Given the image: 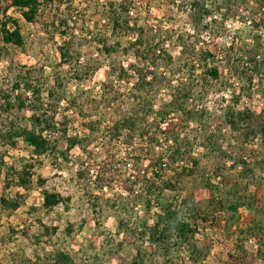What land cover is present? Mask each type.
<instances>
[{
	"label": "rangeland",
	"instance_id": "1",
	"mask_svg": "<svg viewBox=\"0 0 264 264\" xmlns=\"http://www.w3.org/2000/svg\"><path fill=\"white\" fill-rule=\"evenodd\" d=\"M256 2L43 0L32 23L8 9L24 45L0 44V264H61L60 254L65 264H136L137 249L146 264H161L163 251L141 232L166 208L173 223L190 225L169 251L172 264H227L229 255L264 264V21ZM214 68L217 79L207 73ZM23 80L38 86L39 99ZM36 109L54 153L37 156L20 138L10 147L6 134L31 129ZM123 116L144 121L111 139ZM160 162L167 170L147 191L143 164ZM125 179L136 182L133 192L118 186ZM44 191L69 201L46 213Z\"/></svg>",
	"mask_w": 264,
	"mask_h": 264
},
{
	"label": "trees",
	"instance_id": "2",
	"mask_svg": "<svg viewBox=\"0 0 264 264\" xmlns=\"http://www.w3.org/2000/svg\"><path fill=\"white\" fill-rule=\"evenodd\" d=\"M43 0H0V13L2 14V19L0 20V44L2 47L4 46H10L13 48H23L24 45V39L21 33V28L18 24V21L12 18H9L6 13L9 8H15L19 10L22 18L28 22L32 23L34 22L37 14L39 13V8L42 6ZM258 4L259 10L263 11V20L264 21V0H257L256 2ZM207 13V11H205ZM258 17V15L256 16ZM260 20V19H259ZM113 26L118 27L119 26V17L117 19H113ZM254 26H258L256 23H254ZM134 46L141 45V43L137 42L135 40ZM106 51H111L110 48L107 49L105 47ZM65 51V49H64ZM68 50H66L65 53L62 54L63 58H66L68 56ZM136 57H141V50L140 48H136L135 50ZM208 55V54H207ZM205 55H203L204 57ZM258 56L254 57L253 61H257ZM208 75L212 77L213 79L218 78V71L217 69H209L207 71ZM142 79H146L147 75H141ZM24 89L27 92H30L31 95L34 97V99H39V93L40 90L37 85H32L28 81L23 80ZM16 85V84H15ZM18 87V84L16 85ZM50 95L52 93L50 92ZM176 97L173 95L171 97V100L168 104H166V107L174 106L176 104ZM9 105V104H8ZM11 107V105H10ZM13 107V106H12ZM18 107L21 109L24 107V102L21 101L18 104ZM176 108L182 109L181 106H176ZM166 110V108L164 109ZM39 109L34 110V114L31 118L32 122V128H24V127H14L12 130H10L6 137L9 139L10 147H14L16 142V139H22L23 142L30 147L34 154L37 156H41L46 153H54L56 151V146L54 142L51 141L48 134H45V129H49L50 126L46 125L44 128H42V119L43 115L42 113L38 112ZM36 113V114H35ZM148 113V112H147ZM150 113V112H149ZM231 113V111L229 112ZM228 113V114H229ZM166 114V115H165ZM168 114L165 112H160L158 115H161V120L164 121L166 119V116ZM149 115V114H148ZM147 115V117H149ZM229 116V115H228ZM237 117H240L239 114L236 115ZM142 121L138 116L132 117V116H123L119 120H117L111 130L108 132L111 139H119V137L122 136V132L129 131L131 132V135L134 134L137 131L136 127H139V124H142ZM228 123L231 125H234L233 118L231 116L228 117ZM260 133L264 136V124L260 127ZM146 134V132L141 131L140 135L143 137ZM74 140H71L70 146L74 144ZM174 154L179 155L180 151L177 149ZM173 159H175L173 157ZM195 165L197 164L196 161H194ZM242 165L245 164V162L241 163ZM156 163L154 164V166ZM162 162L158 164L157 168H159V173L155 174V178L159 180L161 178V174L163 171V168L161 167ZM247 166V165H246ZM161 167V168H160ZM105 168V165H103V169ZM32 169L33 164H24L23 170L21 174L19 175V183L22 186H25L29 183V179L32 176ZM100 169V166L99 168ZM185 171H188L189 174L191 173L189 170L185 169ZM149 180L151 182V185L149 188H147V191L152 189H158V185L153 183V180ZM136 185V182L130 181L129 179H125L120 182L118 185L121 189H123L126 192H133L134 186ZM43 208L46 213L52 211L55 207H57L60 204H65V201H69V198H64L59 192L56 191H44L43 192ZM13 208H17V203H11L9 204ZM222 202H219L220 209H223ZM232 205V204H231ZM229 206L228 208L233 209L232 206ZM234 205V203H233ZM165 214H161L158 216L157 221L152 224L151 226L146 227L145 230L141 232V234L145 237V239L149 242L150 247L154 248L155 250L163 251V257L164 259L161 264H172L171 261L167 259L169 251L172 247L178 246L181 241H185L188 238L189 235V224L179 221L177 223H173L174 221V212L171 211L170 208H166L164 210ZM55 230V229H54ZM53 230V231H54ZM45 232L48 233V229L45 228ZM60 259L61 264H65L68 257L64 254H60L58 256ZM136 264H146V262L142 259V252L137 249L136 256H135ZM150 264V263H149ZM227 264H248L245 262V259L239 256L229 255V260H227Z\"/></svg>",
	"mask_w": 264,
	"mask_h": 264
},
{
	"label": "built area",
	"instance_id": "3",
	"mask_svg": "<svg viewBox=\"0 0 264 264\" xmlns=\"http://www.w3.org/2000/svg\"><path fill=\"white\" fill-rule=\"evenodd\" d=\"M259 58H260V56H258V59ZM232 94H233L232 91L230 90V88H228L227 90H224L219 94L220 100H222L224 102V104H226L232 98ZM253 148L256 149L257 145H254ZM180 164L182 165L183 162L181 161ZM143 165L145 167L146 172H145V170H142L141 173L145 174V176L148 177L149 179H154L155 174L159 173L160 169L157 168V166H154V165L152 166V165H149L147 163H144ZM161 167L163 168V171L166 172L167 164L165 162L162 163ZM131 172L134 173V170H131ZM130 178L134 179L135 178L134 174L130 175Z\"/></svg>",
	"mask_w": 264,
	"mask_h": 264
}]
</instances>
